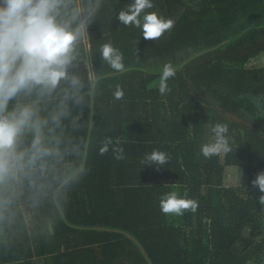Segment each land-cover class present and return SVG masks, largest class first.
I'll list each match as a JSON object with an SVG mask.
<instances>
[{
    "label": "trees",
    "instance_id": "16d2710c",
    "mask_svg": "<svg viewBox=\"0 0 264 264\" xmlns=\"http://www.w3.org/2000/svg\"><path fill=\"white\" fill-rule=\"evenodd\" d=\"M131 2L105 0L83 46L79 70L96 82L78 133L92 144L88 174L51 227L0 242V264H264L262 193L251 183L264 171V66L249 65L264 55V0H153L148 11L175 20L158 41L116 19ZM104 43L123 54V72L102 63ZM166 63L177 72L161 95ZM209 123L228 124L231 152L200 154ZM106 137L120 139L123 159L98 154ZM156 149L169 163L141 165ZM227 168L241 169L239 185H224ZM170 191L187 192L197 211L163 214Z\"/></svg>",
    "mask_w": 264,
    "mask_h": 264
},
{
    "label": "clouds",
    "instance_id": "9594fccd",
    "mask_svg": "<svg viewBox=\"0 0 264 264\" xmlns=\"http://www.w3.org/2000/svg\"><path fill=\"white\" fill-rule=\"evenodd\" d=\"M105 0H0V242L8 244L18 236L33 235L51 227L62 212L69 191L88 174L92 144L78 133L84 127L82 114L95 104L96 82L86 80L80 66L85 63L83 46L88 28L95 22ZM153 0H132L116 19L127 27L141 29L145 40L158 41L175 25L155 11ZM102 63L123 72V54L111 43L99 49ZM171 63L163 65L159 92H170L168 80L176 75ZM122 101L124 91L113 93ZM208 142L200 154L208 159L232 151L229 126L209 123ZM112 151L124 158L121 141L106 137L99 146L103 156ZM170 156L159 149L146 153L141 165L160 166ZM183 166V157L179 158ZM262 195L264 171L252 180ZM165 215L196 212L195 199L170 191L161 196Z\"/></svg>",
    "mask_w": 264,
    "mask_h": 264
},
{
    "label": "rangeland",
    "instance_id": "374dc122",
    "mask_svg": "<svg viewBox=\"0 0 264 264\" xmlns=\"http://www.w3.org/2000/svg\"><path fill=\"white\" fill-rule=\"evenodd\" d=\"M249 65L251 67L264 66V55L252 60ZM242 171L241 169L230 168L225 170L224 185L226 187H235L241 183Z\"/></svg>",
    "mask_w": 264,
    "mask_h": 264
},
{
    "label": "crops",
    "instance_id": "0c3cea01",
    "mask_svg": "<svg viewBox=\"0 0 264 264\" xmlns=\"http://www.w3.org/2000/svg\"><path fill=\"white\" fill-rule=\"evenodd\" d=\"M34 261L36 262V264H44L43 261L41 259H34Z\"/></svg>",
    "mask_w": 264,
    "mask_h": 264
}]
</instances>
